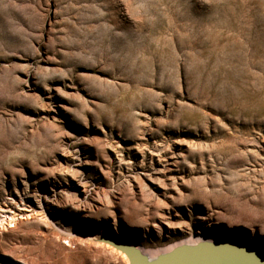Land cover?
<instances>
[{"label":"rangeland","instance_id":"1","mask_svg":"<svg viewBox=\"0 0 264 264\" xmlns=\"http://www.w3.org/2000/svg\"><path fill=\"white\" fill-rule=\"evenodd\" d=\"M197 237L264 253V0H0V254Z\"/></svg>","mask_w":264,"mask_h":264},{"label":"water","instance_id":"2","mask_svg":"<svg viewBox=\"0 0 264 264\" xmlns=\"http://www.w3.org/2000/svg\"><path fill=\"white\" fill-rule=\"evenodd\" d=\"M121 252L128 264H264V253L249 245L220 240H200L181 244L169 251L149 257L142 250L124 241L95 239ZM0 264H22L0 254Z\"/></svg>","mask_w":264,"mask_h":264},{"label":"bare ground","instance_id":"3","mask_svg":"<svg viewBox=\"0 0 264 264\" xmlns=\"http://www.w3.org/2000/svg\"><path fill=\"white\" fill-rule=\"evenodd\" d=\"M12 221V218L10 219V220H8V224L9 223H12L11 222ZM4 227V226H3ZM62 240V239H61ZM200 240H212V239H209V238H205V237H197V238H190V239H187V240H181L180 242H177L176 244H173L172 246H169L168 248H166V249H164L163 250V252H165V251H169V250H171L173 247H175V246H177V245H181V244H186V243H189V244H193V243H196V242H198V241H200ZM103 245H106V244H103ZM108 246V245H107ZM106 247V246H105ZM110 247V246H109ZM111 248V247H110ZM139 248L142 250V252L143 253H145L146 255H148L149 257H154L155 255H153V254H151L150 252H148V251H146V250H144L142 247H140L139 246ZM113 249V248H112ZM4 255H6V256H11L10 254H6V253H3ZM12 257V256H11ZM124 256L122 255V257L121 258H123ZM127 259V258H126ZM126 259H125V257H124V263L125 264H127L126 263ZM16 260V259H15ZM20 263H22V264H29V263H27V262H25V261H22V260H18Z\"/></svg>","mask_w":264,"mask_h":264}]
</instances>
